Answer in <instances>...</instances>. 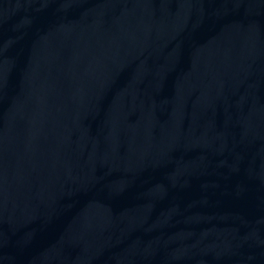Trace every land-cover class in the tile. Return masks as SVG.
<instances>
[{"label": "water", "instance_id": "water-1", "mask_svg": "<svg viewBox=\"0 0 264 264\" xmlns=\"http://www.w3.org/2000/svg\"><path fill=\"white\" fill-rule=\"evenodd\" d=\"M0 264H264V0H0Z\"/></svg>", "mask_w": 264, "mask_h": 264}]
</instances>
